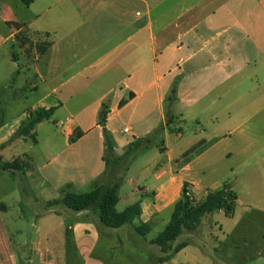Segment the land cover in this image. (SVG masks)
Instances as JSON below:
<instances>
[{
    "label": "crops",
    "instance_id": "0c3cea01",
    "mask_svg": "<svg viewBox=\"0 0 264 264\" xmlns=\"http://www.w3.org/2000/svg\"><path fill=\"white\" fill-rule=\"evenodd\" d=\"M0 5V61L10 57L26 79L22 86L14 79L7 84L0 80L13 96L3 107L5 120V107L28 94L37 101L24 110L25 119L38 110H55L36 127L37 143L21 138L10 144L31 142L39 148L24 155L32 166L27 176L39 174L54 200L67 184L77 193L91 191L104 173L103 118L118 156L135 140L163 128L149 147L134 154L119 190L123 211L140 203L137 225L150 224L152 231L167 227L185 185L201 202L210 191L223 188V174L236 175L233 168L227 170L232 162L238 168H264V0H37L31 7L0 0ZM135 8L140 10L133 14ZM24 38L48 40L52 46L44 55L36 48L29 55L21 44ZM62 111L73 118L57 125L60 134H50L44 126ZM167 112L182 132H168ZM87 118L92 120L88 125ZM187 122L196 125L192 138L183 130ZM20 123L9 130L8 142ZM76 132L82 137L73 141ZM173 136L176 143L185 141L174 148ZM153 148V160L131 177L138 156L147 157ZM37 159L42 161L38 168ZM236 206L232 213L224 211L226 217L233 216ZM5 211L0 204V264H20ZM40 217L45 227L37 230L28 264H68L66 222L82 264H159L151 233L144 238L130 226L100 229L89 212L57 215L46 210ZM111 232L115 242L101 237ZM235 238L227 236L231 242ZM215 240L227 245L217 236ZM188 250L166 264H175Z\"/></svg>",
    "mask_w": 264,
    "mask_h": 264
},
{
    "label": "rangeland",
    "instance_id": "374dc122",
    "mask_svg": "<svg viewBox=\"0 0 264 264\" xmlns=\"http://www.w3.org/2000/svg\"><path fill=\"white\" fill-rule=\"evenodd\" d=\"M139 10L135 8L132 13L135 14ZM38 43L34 39L33 41L29 39L22 46L24 51L31 55L32 53L35 54L34 49ZM13 50L18 52V49L13 48ZM18 71L19 68L13 65L10 57H7L5 60L1 59L0 80L2 84H7L10 80L14 79L19 86L24 85L26 79L22 75L17 74ZM41 88H43L42 84ZM11 94L8 88L5 89L4 86H0V107L3 108L5 104L10 102L13 97ZM36 101V96L28 94L24 95V98L19 102L5 107L9 113V117L6 119L5 125L0 127V142L6 140L5 144L8 143L9 130L20 122L21 125L26 120L24 110L33 107ZM106 106L109 105L106 104ZM106 110V108L103 109V112L100 114L101 117L104 116ZM71 118H73L72 115L62 111L50 123L46 124L44 128L50 134H60L61 128L57 125ZM90 122H92L90 118L84 120V124L86 125ZM113 123L115 126V120ZM124 124L118 120L117 125L119 128H123ZM129 126H132V124ZM195 127L196 125L191 122L183 125L186 137L192 138L195 135ZM42 138H44V135ZM58 138H60V135ZM175 139V136L170 139L171 146L174 148L185 141L181 140L176 143ZM43 144L44 146L47 144L46 139L43 141ZM31 149L39 151V148H35L31 142H15L12 145H7L1 156L5 162H13L18 158L25 160L24 155L28 154ZM255 152L253 150L251 155L254 156ZM156 154L157 151L153 148L148 152L147 157H142L144 154L139 155L138 157H141V160L131 166L132 172L130 176L132 177L134 172H137L146 161L153 160ZM41 165L42 161L37 159L36 167L38 168ZM230 166L227 170L230 171L233 168L236 175L229 172L223 174L221 178L223 177L222 186L229 185L239 197L233 216L226 217L224 211L216 212L204 222L197 232L185 234L180 241L187 240L191 245L188 252L181 254L176 259L175 264H195L191 254L198 258L200 264H264V168H254V166L238 168L234 162ZM31 173V171L28 172L29 175ZM29 175L23 181L21 177H11L7 173L0 172V204L6 206L4 218L13 238L20 264H28L27 261L35 253L34 245L38 241L37 230L44 229L45 227L40 217L46 211L42 202L53 201L55 199L53 193H51L50 186L47 184L42 185L43 182L39 174L36 173L33 177ZM89 190V188L84 189L83 192H89ZM125 206L126 203L122 201L119 203L117 209L122 212ZM165 227L163 224L158 225L148 238L151 240L156 238ZM223 232L226 233V238L223 237ZM228 235H234L236 238L231 242L230 239H227ZM216 236L224 240L223 243L227 245H223L215 240ZM101 237L115 242L114 232L110 234L102 233ZM55 238L59 239L58 236H55ZM245 238L246 240L244 241L243 239ZM102 243H105V240ZM55 249L60 250L61 245ZM107 251V255L111 254L112 248L109 247ZM199 263L196 262V264ZM74 264H77V260Z\"/></svg>",
    "mask_w": 264,
    "mask_h": 264
},
{
    "label": "trees",
    "instance_id": "16d2710c",
    "mask_svg": "<svg viewBox=\"0 0 264 264\" xmlns=\"http://www.w3.org/2000/svg\"><path fill=\"white\" fill-rule=\"evenodd\" d=\"M26 7H31L37 0H20ZM48 39V38H47ZM29 40L24 38L21 44ZM32 43V42H31ZM52 46L50 41H43L35 46L40 55L46 54ZM126 102H122L124 106ZM55 113L54 109L38 110L30 114L18 128L15 135L7 144L0 146V172L9 174L11 177H21L25 181L28 172L32 170V166L25 156V160L18 158L13 162H5L1 156V152L8 144L17 139H28L33 143H37L34 131L39 124L49 121ZM166 127L170 134L182 132L181 128L176 126L175 118L167 112ZM5 111L0 107V127L5 125ZM99 124L103 127V137L105 151L103 161L105 162V171L102 176L95 181L93 188L89 192L77 193L74 191L72 184H67L60 190V197L50 201L45 205L47 211H53L60 215L62 211L70 210L75 214L92 213L95 215L98 226L115 230L125 226L134 227L137 235L147 237L152 232L150 224L140 223L137 225L141 215L142 206L135 203L129 206L125 211L119 212L117 206L120 202L119 190L123 182L121 175L125 173L134 154L149 147L155 138H157L163 128L160 127L155 133L147 139H138L131 143L124 155L118 156L116 153V143L113 134L106 127V118L100 120ZM82 137L81 133L76 132L74 140ZM119 173V175H118ZM187 185L183 190L182 198L175 204L174 211L170 222L151 244L159 249V264H166L174 259L181 251L188 248L191 243L189 241H180L185 234L197 232L204 222L213 214L219 211H225L227 214L232 213L236 206L237 194L229 185L223 188L210 191L205 200L194 204L192 200L186 197ZM66 255L68 264H82L79 259L78 250L73 241V235L68 222H66Z\"/></svg>",
    "mask_w": 264,
    "mask_h": 264
},
{
    "label": "built area",
    "instance_id": "2783aa9c",
    "mask_svg": "<svg viewBox=\"0 0 264 264\" xmlns=\"http://www.w3.org/2000/svg\"><path fill=\"white\" fill-rule=\"evenodd\" d=\"M0 7H1V5H0ZM124 133L125 134H129L130 133V129H125L124 130ZM186 197H188L190 200H192L193 202H194V204H197L198 202L195 200V198L190 194V192H189V190L187 189V191H186Z\"/></svg>",
    "mask_w": 264,
    "mask_h": 264
}]
</instances>
